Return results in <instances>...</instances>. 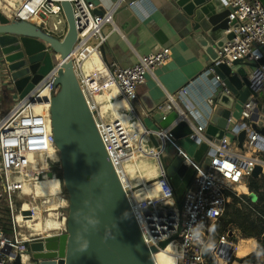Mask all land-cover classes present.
Wrapping results in <instances>:
<instances>
[{
  "label": "built area",
  "instance_id": "2783aa9c",
  "mask_svg": "<svg viewBox=\"0 0 264 264\" xmlns=\"http://www.w3.org/2000/svg\"><path fill=\"white\" fill-rule=\"evenodd\" d=\"M63 1L0 0V12L10 22H29L47 35L63 41L68 33ZM68 1L74 9L78 33L68 57L73 61L77 79L88 106L94 113L110 161L127 191L146 244L158 247L176 236L173 256L178 259V264H207L206 255L197 246L185 242L188 228L203 221L206 226L205 236L216 238V228L226 214L229 195L238 187L236 183L239 168L256 167L264 173V137L253 130V125L258 124L264 116L263 4L259 0H221L229 11L230 20L237 27L232 26L231 31L235 37L218 51L219 59L216 64L225 63L231 68L237 60L256 64V67H247V76L251 81L250 89L257 95L250 94L244 102H240L245 120L244 128L248 131L244 152L231 145V138L236 137L232 127L233 117L229 120L226 135L216 143L206 136L207 126L192 124L187 118V111L184 112L174 98L158 103L152 110L145 106L137 108L140 89L147 84L149 76L158 81L161 70L172 59L175 46L169 44L148 52L130 67L107 62L104 49L108 36L104 34V28L111 25L120 32L115 21L119 8H131L134 2L117 0L112 9L97 15L96 12L102 5L89 0ZM47 50L51 56L55 53L54 59L52 58L53 69L21 99L16 93L0 49V81L8 80V92L17 96L0 118V264H15L18 257L21 258L20 264H27L29 257L26 254V244L51 236L46 235L41 227L35 226L37 206L30 201L25 202L26 197L37 199L50 192L54 183L59 184V171L62 168L51 123L52 102L61 90V84L57 82L65 75L67 57L56 53L50 44H47ZM205 74L218 84L215 94L208 100L209 107L214 112L222 98L228 96L232 99L228 108L234 112L237 105L236 92L216 73L214 65L209 66ZM112 101L116 105L119 101L126 109L113 116L116 109L112 106ZM173 111L178 113L180 119L166 129L160 128L155 117L160 116L164 121ZM140 112L144 114L143 117ZM126 116H132L134 121L126 120ZM180 120L187 121L193 130L189 136L193 142L198 146L202 142L209 145L203 168H199L193 154L184 147L183 139H176L171 132ZM141 126L145 131L142 145L148 146L150 150L147 152L158 158L154 159L151 166L150 178L144 180L137 178V153L140 155L137 130ZM151 135L159 143L157 148L149 145ZM170 152L182 158L187 167L196 171L181 208L162 160ZM126 161H130L132 167ZM41 200L43 205V196ZM20 202L25 203L18 208L16 203ZM24 211L29 213L24 214ZM9 216L11 220L8 219ZM213 226L214 231L209 232L208 229ZM218 234L221 236L216 241L217 252L212 255L215 263L247 264L240 261L246 256H243L238 240L230 234ZM162 252L164 251L160 250L159 253ZM158 254L154 256L155 263L167 264L156 258ZM173 264H177L176 259Z\"/></svg>",
  "mask_w": 264,
  "mask_h": 264
},
{
  "label": "water",
  "instance_id": "95a60500",
  "mask_svg": "<svg viewBox=\"0 0 264 264\" xmlns=\"http://www.w3.org/2000/svg\"><path fill=\"white\" fill-rule=\"evenodd\" d=\"M171 1L189 18V37L206 53L209 65H214L216 73L236 92L235 102H244L250 94L256 96L257 93L250 89L251 81L247 76V67H256V64L245 60L235 61L232 68L225 63L216 64L218 51L235 37L231 31L235 23L230 20L229 11L222 1ZM259 1L264 6V0ZM62 6L68 23V33L63 41L47 35L29 22H10L0 12L1 54L21 99L53 69V59L47 44L56 53L67 57L65 75L57 82L61 84V90L52 102L51 123L53 140L59 150L62 165L58 187L62 206L61 224L65 233L26 244L29 257L27 264H156L154 256L160 250L172 255L175 253L177 238L174 236L158 247H149L145 242L127 191L110 161L94 113L77 79L73 61L68 57L78 33L71 2L64 0ZM129 11H132L131 8L125 7L123 14L132 17ZM96 14L101 13L97 11ZM115 18L120 25L122 16L119 12ZM177 103L185 112V107ZM231 103L232 99L228 96L222 98L221 104L214 109L205 134L218 143L226 135L229 120L233 117L232 127L236 132L238 147L246 151L248 131L243 121L235 120V112L228 108ZM262 112L264 115V106ZM178 119L180 116L176 111L164 121L160 116L155 117L156 123L164 129ZM253 130L264 137V116L258 124L253 125ZM171 132L176 139L181 140L189 138L193 130L187 121L180 120ZM149 145L156 148L159 146L154 135L150 136ZM208 149L209 145L202 142L192 153L199 168H203L207 160ZM162 160L181 208L196 171L187 167L183 159L175 155H168ZM28 213L24 211V214ZM8 219L11 220V216ZM96 220L99 223L94 226L92 222ZM252 255L256 256L254 252ZM247 257L242 258L241 263ZM206 258L208 262L215 263L212 255H206ZM20 261L18 257L15 264H20Z\"/></svg>",
  "mask_w": 264,
  "mask_h": 264
},
{
  "label": "crops",
  "instance_id": "0c3cea01",
  "mask_svg": "<svg viewBox=\"0 0 264 264\" xmlns=\"http://www.w3.org/2000/svg\"><path fill=\"white\" fill-rule=\"evenodd\" d=\"M89 1L103 6L98 10L101 14L112 9L117 2V0ZM125 1L135 3L137 0ZM124 7L119 8V13L122 16L120 25L115 18L123 33L111 25H106L104 28V34L108 36L104 49L108 63H119L124 67H130L138 61L140 56H144L148 52L159 50L169 44L175 46L172 59L161 70L158 81L149 76L147 84L140 89L139 103L136 106L138 108L145 106L152 110L158 103L168 98H174L176 102L185 107L187 118L192 124L207 126L213 113V109L208 105V100L215 94L218 84L205 74L210 66L209 58L202 48L189 37V18L171 0H162L142 17L132 11H129L132 17L123 14ZM168 10L173 11V17L184 18L188 22V33L172 38L163 26L156 22L157 15ZM173 24L177 26L179 21L174 20ZM148 25H152V28L150 34L146 36L145 29ZM188 45L190 46L187 47ZM7 85L8 80L0 81V94L2 90L10 98L12 95L7 91ZM140 114L144 116L142 112ZM238 119L235 120L238 121ZM239 120H242V123L245 122L243 117ZM153 125L155 126L154 122ZM149 126H152L151 122ZM191 142L193 146L186 147L185 142V148L193 153L192 148L195 150L198 145L192 140ZM231 145L239 149L237 137L231 138ZM168 155L174 156V153L170 152ZM252 169L249 166L239 168V178L236 184L240 188L229 195L226 214L220 226L216 228V233L230 234L232 238L241 241L243 256L251 255L257 247L252 241L241 240V230L248 222V214L251 211L264 214V196H260V192L264 190L263 183H258L255 178L257 175Z\"/></svg>",
  "mask_w": 264,
  "mask_h": 264
},
{
  "label": "bare ground",
  "instance_id": "6f19581e",
  "mask_svg": "<svg viewBox=\"0 0 264 264\" xmlns=\"http://www.w3.org/2000/svg\"><path fill=\"white\" fill-rule=\"evenodd\" d=\"M162 0H137L132 5V13L137 14V16L142 17L152 8L156 7ZM173 11H166L157 15L156 22H158L163 28L169 33L172 38L180 37L189 32L188 22L184 18H176L173 17ZM174 20L179 21V25L175 26L173 24ZM152 25H148L145 29L146 36L150 34V29ZM188 45L187 47H189ZM114 103L112 101V106L114 107L115 113L113 116L118 115L122 110H125V105H121L119 101ZM114 103V104H113ZM116 105V106H115ZM126 120L134 121L132 116H126ZM145 131L141 126L140 129L137 130V142L140 155L137 153V178L140 180L150 178L151 166L154 164V159H158L157 157L151 156L147 150H150L148 146H143V136ZM126 163L132 167L130 161H126ZM44 208L47 210L50 216V222L47 225L48 230H61V198L59 194V187H57V183L52 185L50 190V195L44 197ZM156 258L161 261H165L167 264H173L174 256L168 253H159Z\"/></svg>",
  "mask_w": 264,
  "mask_h": 264
},
{
  "label": "rangeland",
  "instance_id": "374dc122",
  "mask_svg": "<svg viewBox=\"0 0 264 264\" xmlns=\"http://www.w3.org/2000/svg\"><path fill=\"white\" fill-rule=\"evenodd\" d=\"M54 56H55V53H52V58L53 59H54ZM0 96H1L0 97V118H1L2 117V114L4 112H6L9 109L10 106H12L13 102L15 101V96H12V97L9 98L5 94V92L2 91V90H1ZM234 112H235V114H234L235 119H238V118L240 119V118L243 117L242 116V114H243L242 103H240V102L237 103ZM46 119H48V115L47 114H46ZM239 119H238V121H242V120H239ZM147 124L150 125V122L147 121ZM185 142H186V145H187L186 147H190L191 148L193 146L190 138L183 139L182 144L184 145V147H185ZM195 150L192 148L191 151L194 152ZM252 170L257 175V177H255V178L258 180V183L259 182L263 183V188H264V173L263 172H260L259 169L256 168V167H254ZM57 187H58V184H57ZM239 188H240V186H238L235 189V191L239 190ZM49 195H50V192H46L42 196L43 197H46V196H49ZM42 196L40 195V197L37 198V199L34 198V197H32V196H28V197H26V200H25V202L30 201L33 205L37 206V208H38V218L36 220L37 222H36L35 226L36 227H41L42 230H44V233L46 235H54V234L62 233V231H63L62 224H61V230H48V229H46L47 228V225L50 222V216H49L47 210L43 207L44 206V203H45L44 201H43L44 203L42 205V200H41V197ZM260 196H264V190H262L260 192ZM25 202L16 203V206L18 208H21ZM61 213H62V209H61ZM60 221H61V219H60ZM215 236H217L216 238H218L219 236H221V234L215 233Z\"/></svg>",
  "mask_w": 264,
  "mask_h": 264
},
{
  "label": "clouds",
  "instance_id": "9594fccd",
  "mask_svg": "<svg viewBox=\"0 0 264 264\" xmlns=\"http://www.w3.org/2000/svg\"><path fill=\"white\" fill-rule=\"evenodd\" d=\"M93 225L95 226L96 224L99 223L98 220L92 222ZM205 224L203 221H200L196 223L193 226H190L187 230V237H186V243L187 244H192L195 245L199 248L202 254L204 255H215L217 252V244L215 239L209 235L205 236ZM209 232L214 231V226L208 229ZM87 249V248H85ZM254 254L257 256L259 259L260 257L264 256V246H257L256 249H254ZM177 260L178 264V259L174 258Z\"/></svg>",
  "mask_w": 264,
  "mask_h": 264
},
{
  "label": "trees",
  "instance_id": "16d2710c",
  "mask_svg": "<svg viewBox=\"0 0 264 264\" xmlns=\"http://www.w3.org/2000/svg\"><path fill=\"white\" fill-rule=\"evenodd\" d=\"M241 233H242L241 240L252 241L253 243L256 244V246L258 245L264 246V215H259L256 212L251 211L248 214V222L243 226ZM214 239L215 241H217L216 238ZM238 242L240 243L241 241L238 240ZM245 262L247 264H264V256L258 259L257 256H253L251 254L247 257ZM207 264H215V263L208 262Z\"/></svg>",
  "mask_w": 264,
  "mask_h": 264
},
{
  "label": "flooded vegetation",
  "instance_id": "af4514ba",
  "mask_svg": "<svg viewBox=\"0 0 264 264\" xmlns=\"http://www.w3.org/2000/svg\"><path fill=\"white\" fill-rule=\"evenodd\" d=\"M64 233H65V231H62V233H58V234H54V235H62Z\"/></svg>",
  "mask_w": 264,
  "mask_h": 264
}]
</instances>
